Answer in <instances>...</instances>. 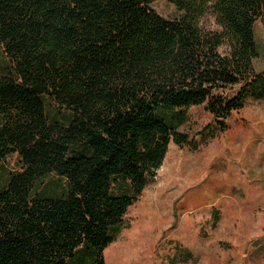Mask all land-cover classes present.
<instances>
[{
  "label": "trees",
  "instance_id": "obj_1",
  "mask_svg": "<svg viewBox=\"0 0 264 264\" xmlns=\"http://www.w3.org/2000/svg\"><path fill=\"white\" fill-rule=\"evenodd\" d=\"M158 1L0 0V264H106L186 111L264 102V0Z\"/></svg>",
  "mask_w": 264,
  "mask_h": 264
},
{
  "label": "rangeland",
  "instance_id": "obj_2",
  "mask_svg": "<svg viewBox=\"0 0 264 264\" xmlns=\"http://www.w3.org/2000/svg\"><path fill=\"white\" fill-rule=\"evenodd\" d=\"M152 7L165 18L181 15L166 0ZM202 24L217 27L212 17ZM256 39L261 73V23ZM186 113L180 131L194 145L171 144L156 179L105 250L106 264H264V102L249 100L228 118L225 131L206 105ZM6 165L19 171L21 160L15 155Z\"/></svg>",
  "mask_w": 264,
  "mask_h": 264
}]
</instances>
